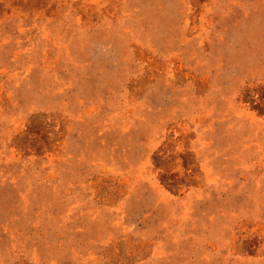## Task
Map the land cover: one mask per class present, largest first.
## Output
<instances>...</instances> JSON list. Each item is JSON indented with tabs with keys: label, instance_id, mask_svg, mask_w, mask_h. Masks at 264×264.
I'll use <instances>...</instances> for the list:
<instances>
[{
	"label": "rangeland",
	"instance_id": "rangeland-1",
	"mask_svg": "<svg viewBox=\"0 0 264 264\" xmlns=\"http://www.w3.org/2000/svg\"><path fill=\"white\" fill-rule=\"evenodd\" d=\"M0 264H264V0H0Z\"/></svg>",
	"mask_w": 264,
	"mask_h": 264
}]
</instances>
